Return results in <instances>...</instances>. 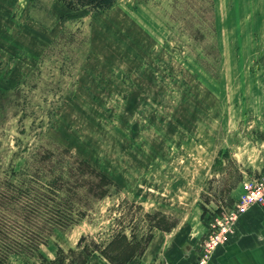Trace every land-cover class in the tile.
Here are the masks:
<instances>
[{
	"label": "rangeland",
	"instance_id": "374dc122",
	"mask_svg": "<svg viewBox=\"0 0 264 264\" xmlns=\"http://www.w3.org/2000/svg\"><path fill=\"white\" fill-rule=\"evenodd\" d=\"M263 173L264 0H0V186L23 190L10 214L45 193L73 217L49 260L136 264L163 231L204 247Z\"/></svg>",
	"mask_w": 264,
	"mask_h": 264
},
{
	"label": "trees",
	"instance_id": "16d2710c",
	"mask_svg": "<svg viewBox=\"0 0 264 264\" xmlns=\"http://www.w3.org/2000/svg\"><path fill=\"white\" fill-rule=\"evenodd\" d=\"M61 1L73 11L88 10L92 13L108 10L117 2V0ZM101 177L107 178L103 173ZM56 181L55 179L48 184L49 188L52 189L49 191L52 193L62 186L58 185ZM18 188L13 191L11 188L0 186V264H11L10 258L13 254L23 256L25 264H28L27 257L30 256L38 257L40 264H79L77 259L68 257L65 249L61 246L54 260H49L40 252V246L47 235L70 223L69 221L73 222V217L64 215L60 208V202L51 197L50 194L45 193H42L43 196L39 200L38 198L33 200L31 204V207L34 208L33 212L24 205L20 213H14L15 215L8 213L9 211L13 212L16 207V195L14 193L23 191ZM27 190L30 191L28 188L24 189V191ZM69 252L73 255L77 253L74 249H70ZM67 259L69 263L66 262ZM108 259L117 264L111 258ZM86 260L87 258L82 260L80 264H85Z\"/></svg>",
	"mask_w": 264,
	"mask_h": 264
},
{
	"label": "crops",
	"instance_id": "0c3cea01",
	"mask_svg": "<svg viewBox=\"0 0 264 264\" xmlns=\"http://www.w3.org/2000/svg\"><path fill=\"white\" fill-rule=\"evenodd\" d=\"M204 234L205 230L196 237L181 231L157 232L136 264H197ZM85 264L114 263L94 252ZM207 264H264V204H256L239 216L229 240L215 249Z\"/></svg>",
	"mask_w": 264,
	"mask_h": 264
},
{
	"label": "built area",
	"instance_id": "2783aa9c",
	"mask_svg": "<svg viewBox=\"0 0 264 264\" xmlns=\"http://www.w3.org/2000/svg\"><path fill=\"white\" fill-rule=\"evenodd\" d=\"M256 204H264V173L246 183V191L238 199L236 207L221 219L218 227L210 231L198 264L207 263L215 249L229 240L237 218Z\"/></svg>",
	"mask_w": 264,
	"mask_h": 264
}]
</instances>
